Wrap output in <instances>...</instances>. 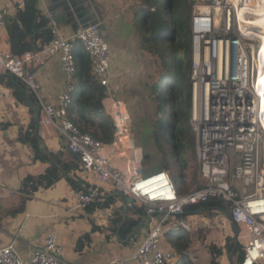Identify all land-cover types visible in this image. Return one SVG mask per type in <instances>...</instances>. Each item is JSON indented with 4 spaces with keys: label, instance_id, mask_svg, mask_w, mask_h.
<instances>
[{
    "label": "built area",
    "instance_id": "1",
    "mask_svg": "<svg viewBox=\"0 0 264 264\" xmlns=\"http://www.w3.org/2000/svg\"><path fill=\"white\" fill-rule=\"evenodd\" d=\"M189 1L193 5L191 120L203 187L184 195L169 170L145 175L141 158L127 173L117 169L106 153L108 145L82 131L70 117L79 72L77 41L91 57L92 74L109 93L113 52L100 34L99 23L79 28L71 37L53 28L50 42L20 56L0 50V75L15 76L34 94L40 123L67 141L80 168L99 186L132 197L135 206L145 208L149 230L145 240L132 256L115 258L110 264H172L175 254L162 248V239L169 231H191L193 224L180 214L212 197L231 204V221L239 226V241L245 246L242 264H264V90L258 82L264 41L258 26L238 19V7L246 0ZM11 14L0 9V34ZM248 18L257 20L250 14ZM55 55L61 57L67 84L56 103H49L43 98L38 70ZM121 106L120 100L113 104L115 148L128 132ZM97 194L98 189L80 194L75 208L86 210ZM18 239L15 235L8 246L0 247V264L63 263L64 248L56 231H50L42 245H34L28 258L16 249Z\"/></svg>",
    "mask_w": 264,
    "mask_h": 264
},
{
    "label": "crops",
    "instance_id": "2",
    "mask_svg": "<svg viewBox=\"0 0 264 264\" xmlns=\"http://www.w3.org/2000/svg\"><path fill=\"white\" fill-rule=\"evenodd\" d=\"M89 1L94 7L93 20L100 24V34L113 52L110 67L111 86L103 99V108L112 118V112L115 111L113 104L120 100V110L128 128L120 146L115 148L112 144H107L106 153L112 157L117 169L127 173L140 158L141 162L143 161L142 146H136V133L142 129L144 117L153 114L150 88L160 76L157 77L160 66L155 60V70L151 71L152 64L141 59L142 54L146 52L138 30L141 0ZM36 2L60 34L68 37L75 34L71 25L53 22L48 12L49 0ZM24 4L25 0H0V9H8L15 14L17 7ZM0 50L11 52L7 28L0 34ZM38 76L44 100L56 103L67 84L60 55L53 56L39 68ZM36 108L39 110L38 104ZM36 118L37 111L19 102L14 90L0 81V247L8 246L13 237L18 235L16 249L22 257L28 258L34 245H42L48 233L56 231L64 248L62 264H110L115 258L132 256L145 240L149 231L148 224L146 223L136 235L133 234L134 237L129 243H125L127 239L121 240L118 236L108 239L104 229L112 217V210L89 213L87 210L75 208L78 196L82 193L72 187L68 178L59 180L47 189H39L26 200L23 207L24 198H27L22 191L24 180L28 176L43 175L51 163L35 159L32 144L19 140L22 129H34L35 136L40 137L42 145L51 153L62 154L65 162L72 163L77 158L68 149L67 141L62 136L51 128H45L41 123L38 127ZM69 174L98 189V194L99 190L108 194L113 192L107 187L99 186L80 166L70 170ZM122 205L125 206L121 199L118 206ZM21 207L23 210H20ZM193 216L188 215L193 226L191 231H187L190 233L191 243L186 255L173 248L168 235L161 241L164 250L175 254L172 264H213L211 245L224 250L223 255L216 259L219 264H231L225 247L227 239L234 237V224L231 219L227 215H221L223 221L219 223L217 216V226H214L212 220L213 223L204 222L202 216ZM93 225L102 231H93ZM170 232L173 231L168 233ZM86 235H90V241L79 250V239Z\"/></svg>",
    "mask_w": 264,
    "mask_h": 264
},
{
    "label": "trees",
    "instance_id": "3",
    "mask_svg": "<svg viewBox=\"0 0 264 264\" xmlns=\"http://www.w3.org/2000/svg\"><path fill=\"white\" fill-rule=\"evenodd\" d=\"M141 1L142 5L139 10L141 20L138 22V30L143 48L157 58L156 62L160 66V76L150 88L154 107L153 114H156L152 137L157 149L162 153L161 169L172 172V165L177 167L178 178L173 177V179L179 193L184 195L189 192V189L183 172L191 161L197 159L196 132L191 120L193 102L191 18L193 5L189 0H166V4H163V0ZM6 28L11 52L17 56L30 50H40L54 37L53 25L39 9L36 0H25L23 6H18L15 14L9 16ZM75 56L79 72L76 81L77 89L69 110L70 117L82 131L91 133L106 144H112L115 139V125L113 119L103 108L106 87L101 85L92 74L91 57L78 41L75 46ZM13 77L16 83L3 74L0 75V81L14 90V95L19 102L29 105L36 111L38 103L34 94L19 79ZM167 104L170 111L169 135L172 160L168 152L169 142L165 141V107ZM33 130L22 129L19 140L32 144L35 159L51 163V166L43 175L28 176L24 180L22 191L27 195V198H24L23 207L26 200L39 189H47L63 178H68L77 192L93 193L95 187L69 174L70 170L79 167L78 158L74 159L72 163L65 162L62 154L51 153L43 146L40 137L37 138L35 130ZM192 176L196 187L202 188L203 185L198 178L199 170L195 169ZM99 194L101 197L96 196L86 210L89 213L112 210V217L104 229L108 239L117 236V232L124 222L126 223L120 233L121 240H126L130 235H136L145 227L147 223L145 208H139L133 204L129 206L127 213L125 206H118L121 198L115 195V191L108 194L99 190ZM23 207L20 210H23ZM200 209H202L201 214L208 217H212L217 210L223 215H227L231 204L221 198L212 197L199 205L187 207L186 211L195 212ZM97 230L102 231L101 228L93 225V231ZM167 235L173 248L178 253L186 255L191 243L190 233L185 229H179ZM89 241L90 235L80 238L78 249L81 250L83 245ZM225 247L229 255L233 256L234 263L242 264L245 258V246L234 237H229ZM211 250L214 254L213 264H219L216 259L223 255L224 250L216 245H211Z\"/></svg>",
    "mask_w": 264,
    "mask_h": 264
},
{
    "label": "rangeland",
    "instance_id": "4",
    "mask_svg": "<svg viewBox=\"0 0 264 264\" xmlns=\"http://www.w3.org/2000/svg\"><path fill=\"white\" fill-rule=\"evenodd\" d=\"M245 2H249V3L251 2L252 3V0H246ZM258 3H259L258 4L259 6L263 5L262 0L261 1L259 0ZM163 4H166V0H163ZM255 5H256V3H255ZM145 51L146 50H144V52ZM155 58H156L155 56H152L147 51L145 53H143L142 56H141L142 60H145V61H147V62L152 64L151 65L152 66V70L151 71L155 70V66L153 65L154 61L156 60ZM156 67L158 68L157 65H156ZM159 75H160V72L157 73V77ZM150 102H151V106H153L152 100H150ZM155 119H156V114L148 115L147 118L144 117L143 127H142L141 130L139 129V131L136 133V137H137L136 146L141 144L142 149H143L142 165H143V168L145 170V175H152V174H155V173H157V172H159L161 170L162 153L157 149V147L155 145V142H154V139L152 137V134H153V122H154ZM169 119H170V111L168 109V104H167L166 107H165V141L169 142V144H168V152H169V155H170V159L172 160L173 159V154H172V150H171V139H170V135H169V121H170ZM146 156H148V157H146ZM145 157H146V159H145ZM172 166L173 167H172V172L171 173H172L174 178H178L177 167L175 165H172ZM195 169L200 171L198 158L196 160L191 161L189 163L187 169L183 172L184 175H185V180H186V182L188 184L187 187H188L189 191L193 190L194 188H197L196 185H195V182H193V176H192V173H193V171ZM198 178H199V181L202 182L201 179H200V174H199ZM217 211H215V214L212 217L204 216L201 213L198 214V216H202L201 219H202V221L204 220V222L205 221L210 222L212 220L214 223L212 221H211V223H213L214 226H217V221H216L217 216L219 217V219H218L219 223H222V221H223V217L221 216L223 214L221 212L217 213ZM189 216L194 217L193 215H189ZM184 218L191 222L190 217L185 216ZM159 219H160L159 216H157L156 220H159ZM215 230H220V229H215ZM223 232H225V231H223ZM201 235L203 236V233H201ZM224 235H226V234H224ZM202 236H200V239L202 238ZM204 236H206V235H204Z\"/></svg>",
    "mask_w": 264,
    "mask_h": 264
},
{
    "label": "water",
    "instance_id": "5",
    "mask_svg": "<svg viewBox=\"0 0 264 264\" xmlns=\"http://www.w3.org/2000/svg\"><path fill=\"white\" fill-rule=\"evenodd\" d=\"M50 6L48 8V12L50 14V17L52 18L53 22L56 24L59 23H65L67 25H71L74 31L76 32L79 28L86 27L88 25H93L96 22L93 20V13H94V7H92V4L90 3L89 0H49ZM4 76H8L10 79L16 83L14 80L13 75L9 73L3 74ZM37 111V118L36 122L38 127L40 126V120H41V112L40 110ZM71 153L77 157V153L72 152ZM117 196H119L125 206H126V211L128 213L129 211V205L134 204V199L129 196H125L122 193L117 192ZM98 197H101L100 194H97ZM202 212V209L197 210L195 212H188L184 211L180 215L182 216H188V215H193V214H200ZM227 216L231 219V213L227 212ZM126 222H124L118 232L117 236L120 238V233L125 225ZM239 234H240V228L238 225L234 224V239L239 241ZM134 237V235H130L125 243H129L130 240ZM230 262L231 264H235L233 261V256L230 255Z\"/></svg>",
    "mask_w": 264,
    "mask_h": 264
},
{
    "label": "bare ground",
    "instance_id": "6",
    "mask_svg": "<svg viewBox=\"0 0 264 264\" xmlns=\"http://www.w3.org/2000/svg\"><path fill=\"white\" fill-rule=\"evenodd\" d=\"M242 0H236V2H241ZM261 1V0H260ZM259 0H252V3L247 2L245 4H241L238 7V19H240L243 22H246L247 24L250 25H254V26H258V30L260 31V39H262L264 41V0L262 1L263 5H258ZM258 6H256L255 5ZM253 4V5H252ZM252 15L254 16L257 20L254 22H249V18L248 16ZM264 56V48L262 49L261 52V57ZM262 62H264L262 60ZM258 82H259V86L262 90H264V63L261 66V68H259V77H258Z\"/></svg>",
    "mask_w": 264,
    "mask_h": 264
}]
</instances>
